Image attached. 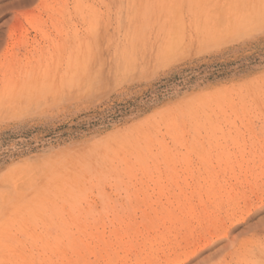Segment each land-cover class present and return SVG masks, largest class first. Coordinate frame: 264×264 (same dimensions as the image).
<instances>
[{
  "label": "rangeland",
  "instance_id": "1",
  "mask_svg": "<svg viewBox=\"0 0 264 264\" xmlns=\"http://www.w3.org/2000/svg\"><path fill=\"white\" fill-rule=\"evenodd\" d=\"M5 14L0 264H264V0Z\"/></svg>",
  "mask_w": 264,
  "mask_h": 264
},
{
  "label": "water",
  "instance_id": "2",
  "mask_svg": "<svg viewBox=\"0 0 264 264\" xmlns=\"http://www.w3.org/2000/svg\"><path fill=\"white\" fill-rule=\"evenodd\" d=\"M27 2H30V0H0V12L8 14V11H10L12 8Z\"/></svg>",
  "mask_w": 264,
  "mask_h": 264
},
{
  "label": "bare ground",
  "instance_id": "3",
  "mask_svg": "<svg viewBox=\"0 0 264 264\" xmlns=\"http://www.w3.org/2000/svg\"><path fill=\"white\" fill-rule=\"evenodd\" d=\"M220 242H221V241H220ZM215 246H216V245H215ZM225 246H226V244H224V243L220 244L219 247H218L216 250H214V251H213L208 257L215 255V254L218 253L221 249H223ZM217 251H218V252H217Z\"/></svg>",
  "mask_w": 264,
  "mask_h": 264
},
{
  "label": "snow or ice",
  "instance_id": "4",
  "mask_svg": "<svg viewBox=\"0 0 264 264\" xmlns=\"http://www.w3.org/2000/svg\"><path fill=\"white\" fill-rule=\"evenodd\" d=\"M257 216H264V209H262L260 212H258L256 215H253L251 217V220L249 221V223H251L252 221H255L257 219Z\"/></svg>",
  "mask_w": 264,
  "mask_h": 264
}]
</instances>
